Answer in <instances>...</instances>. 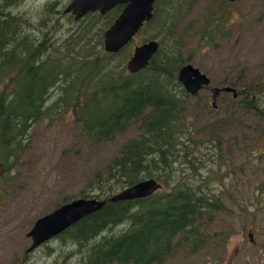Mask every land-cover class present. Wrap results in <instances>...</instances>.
Segmentation results:
<instances>
[{
  "label": "rangeland",
  "instance_id": "1",
  "mask_svg": "<svg viewBox=\"0 0 264 264\" xmlns=\"http://www.w3.org/2000/svg\"><path fill=\"white\" fill-rule=\"evenodd\" d=\"M175 1L183 17L168 36L180 44L181 59L204 74L210 87L233 86L239 97L231 99L229 92L221 93L212 109L208 89L197 97L188 95L183 115L189 119L187 127L198 146L189 159L197 170L195 174L185 170L180 178L190 179L202 193H209L222 210L210 221L199 220L200 233L207 239L199 251L189 254L183 249L163 264H264V0H158V4L155 0V20L121 49L113 66L119 60L124 65L135 46L166 37L171 13L167 7L173 8ZM68 2L24 0L7 13L34 25L35 33L30 36L35 39L45 32L40 33L42 19L38 17L45 11L47 18H56L50 42L57 45L81 25L62 14ZM100 29L102 45L103 22L90 34ZM245 98L255 101L262 114L245 109ZM209 133L217 137L216 150L207 141ZM136 136L137 130L130 128L111 141L91 142L69 110L35 122L18 164L5 183L0 181V264H78L77 247L67 240L68 234L25 253L31 244L26 234L38 218L65 203L83 196L102 200V196L93 197L97 179L104 177L119 146Z\"/></svg>",
  "mask_w": 264,
  "mask_h": 264
},
{
  "label": "trees",
  "instance_id": "2",
  "mask_svg": "<svg viewBox=\"0 0 264 264\" xmlns=\"http://www.w3.org/2000/svg\"><path fill=\"white\" fill-rule=\"evenodd\" d=\"M19 2L0 0V158L4 160L0 181L5 183L18 164L30 128L39 119L47 121L69 110L91 142L111 141L135 128L137 136L119 146L104 177L97 179L93 197L105 200L147 179L161 189L144 199L105 203L54 238L68 234L67 240L77 247L78 264H163L183 249L189 254L199 251L207 239L198 222L202 217L210 221L222 205L190 179L180 178L185 170L195 174L197 168L189 159L198 146L183 115L188 95L176 79L185 65L181 46L168 36L183 17L179 3L167 7L171 13L166 37L159 39L148 65L129 74L124 60L113 66L112 60L123 50L107 54L99 42L101 29L90 34L97 24L106 26L113 18L100 20L89 14L79 20L78 29L54 45L50 41L56 18H47L44 11L38 19H42L40 33L45 32L35 39L34 25L7 13ZM154 20L153 10L139 30ZM53 92L57 95L51 99ZM243 102L245 109L262 114L252 99ZM207 138L213 150L218 149L217 137L209 133ZM119 226L123 228L113 233Z\"/></svg>",
  "mask_w": 264,
  "mask_h": 264
},
{
  "label": "water",
  "instance_id": "3",
  "mask_svg": "<svg viewBox=\"0 0 264 264\" xmlns=\"http://www.w3.org/2000/svg\"><path fill=\"white\" fill-rule=\"evenodd\" d=\"M155 0H71L65 7L63 13H70L74 21H78L85 14L98 11L104 14L112 7L124 4V8L115 18L112 24L102 33V49L105 53L116 54L126 46L138 32L144 23L152 17L153 3ZM234 2L236 0H227ZM158 43L147 41L135 46L128 60L125 62V70L129 74L137 73L144 69L149 60L157 52ZM178 83L190 97L197 96L202 86L209 84L208 78L197 69L187 64L182 66L176 75ZM220 92H232V88H211L210 106L215 108L216 98ZM234 95V94H233ZM264 150V143L262 144ZM2 168L0 167V176ZM161 189V185L153 179L142 180L127 187L118 193L111 195L105 200L76 199L61 205L51 213L38 218L27 232L26 237L30 239V246L25 253H30L40 245L58 236L67 228L71 227L84 217L100 210L105 203H115L144 199Z\"/></svg>",
  "mask_w": 264,
  "mask_h": 264
},
{
  "label": "flooded vegetation",
  "instance_id": "4",
  "mask_svg": "<svg viewBox=\"0 0 264 264\" xmlns=\"http://www.w3.org/2000/svg\"><path fill=\"white\" fill-rule=\"evenodd\" d=\"M2 1H5V0H2ZM22 1H24V0H22ZM70 1L71 0H69V2L67 3V5L70 3ZM237 1V0H236ZM236 1H234V2H236ZM226 2H228L227 0H226ZM228 3H233V2H228ZM66 5V6H67ZM65 6V7H66ZM124 8V4H120V5H116V6H114V7H112L110 10H108V11H106L104 14H100L97 10L96 11H93V12H89V13H87V14H85L81 19H83L84 17H86L87 15H94V16H98L99 18H100V20L101 19H104V20H107L108 21V19H112V21L110 20V22L105 26V29L104 30H106L111 24H112V22L115 20V18L120 14V12L122 11V9ZM65 9V8H64ZM63 9V10H64ZM63 10H62V14L63 15H69V17H71L72 19H73V16L70 14V13H63ZM81 19H79V20H81ZM78 20V21H79ZM207 25H212V24H207ZM205 34H207V33H205ZM185 65H187V64H185ZM193 67V66H192ZM194 68V67H193ZM196 69V68H195ZM198 70V69H197ZM202 74V73H201ZM209 80V79H208ZM211 88H213V87H210V81H209V84H207L206 86H202L201 87V89L199 90V92H201V91H203V90H205V89H208V92H209V99H210V89ZM231 88L233 89V91H234V93H232V92H229L230 93V95H231V99H237V97H239V91H236L234 88H233V86H231ZM199 92H198V94H199ZM221 93H225V92H220L219 93V95H218V97L220 96V94ZM198 94H197V96H198ZM234 94V95H233ZM197 96H195V97H197ZM217 97V98H218ZM216 98V99H217ZM211 101V100H210ZM215 105H216V102H215ZM213 109V108H212ZM1 168H2V166H0ZM3 172V171H2ZM249 237V241H251V236L249 235L248 236Z\"/></svg>",
  "mask_w": 264,
  "mask_h": 264
}]
</instances>
